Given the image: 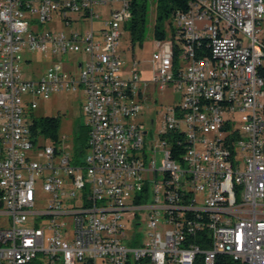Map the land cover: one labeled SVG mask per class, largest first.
I'll return each instance as SVG.
<instances>
[{
  "label": "built area",
  "instance_id": "obj_1",
  "mask_svg": "<svg viewBox=\"0 0 264 264\" xmlns=\"http://www.w3.org/2000/svg\"><path fill=\"white\" fill-rule=\"evenodd\" d=\"M130 19L127 0H0V264H264V0L190 2L150 81L117 52ZM27 54L50 67L26 78ZM150 85L181 92L160 167L139 119ZM66 92L83 97L80 151L31 130L39 99Z\"/></svg>",
  "mask_w": 264,
  "mask_h": 264
},
{
  "label": "rangeland",
  "instance_id": "obj_2",
  "mask_svg": "<svg viewBox=\"0 0 264 264\" xmlns=\"http://www.w3.org/2000/svg\"><path fill=\"white\" fill-rule=\"evenodd\" d=\"M114 9L121 8V4L116 2L113 5ZM109 5H101L95 8V12L102 15V19L109 16ZM156 2L155 0H148V15L145 27V33L142 39L136 40L133 44L130 41V32L122 26V34L118 40L117 52L125 60V68L130 69L133 60L138 61L137 69L143 80L150 81L153 77V62L152 55L156 49V40L154 38V23L156 21ZM173 21L165 24L167 38L172 36ZM76 28L80 29L79 24L74 23ZM90 26V23L85 24L83 27ZM95 26L99 27L100 22L95 21ZM55 28V26H53ZM60 29L59 27H56ZM69 28H67L68 30ZM31 59L30 63H23V70L26 78H36L41 73L50 67L52 58L50 56H43L41 54H27ZM78 57L77 54H68L63 57V60L68 62L73 58ZM67 67V66H66ZM33 69V72L31 71ZM28 98L29 96H24ZM171 98L175 103L181 99V92L173 90V88H166L163 91H158L153 85L148 88L147 99L143 102L142 113L140 120L145 129L152 133L153 147L156 149L155 160L157 167L163 163L164 152L160 146L158 131L161 126L162 112L161 108L170 102ZM82 93H60L52 96L49 99H39L38 107L31 110L29 116L31 118H40L44 116H59L60 125L58 128V137L67 136V142L70 143L72 148L79 145L80 142L84 143L87 139V128L84 127V118L82 115ZM30 118V119H31ZM78 134L81 135L78 138ZM47 139V138H46ZM50 139L45 142L50 143ZM41 196L46 197L45 192ZM143 230V229H141Z\"/></svg>",
  "mask_w": 264,
  "mask_h": 264
},
{
  "label": "trees",
  "instance_id": "obj_3",
  "mask_svg": "<svg viewBox=\"0 0 264 264\" xmlns=\"http://www.w3.org/2000/svg\"><path fill=\"white\" fill-rule=\"evenodd\" d=\"M131 11V19L124 24L130 32V41L133 44L136 40L143 38L148 15V0H127ZM195 0H155L156 2V21L154 23V38L155 40H164L167 38L165 24L171 22L173 17L178 12H186L189 8V3ZM208 40L201 42L203 50L200 55L211 56L210 49L207 46ZM199 56V55H198ZM60 125L59 116H44L34 118L31 127L33 136H43L54 142L58 139V128ZM81 135L78 134V138ZM85 145L84 141L80 142L76 147L78 151ZM196 264H204L197 261ZM214 264H245L242 261L233 260L229 256L219 255Z\"/></svg>",
  "mask_w": 264,
  "mask_h": 264
},
{
  "label": "bare ground",
  "instance_id": "obj_4",
  "mask_svg": "<svg viewBox=\"0 0 264 264\" xmlns=\"http://www.w3.org/2000/svg\"><path fill=\"white\" fill-rule=\"evenodd\" d=\"M235 42H238L239 45H247L246 31H238L235 34ZM262 107H264V98H262Z\"/></svg>",
  "mask_w": 264,
  "mask_h": 264
},
{
  "label": "crops",
  "instance_id": "obj_5",
  "mask_svg": "<svg viewBox=\"0 0 264 264\" xmlns=\"http://www.w3.org/2000/svg\"><path fill=\"white\" fill-rule=\"evenodd\" d=\"M139 119H140V117H139ZM141 121V120H140Z\"/></svg>",
  "mask_w": 264,
  "mask_h": 264
}]
</instances>
